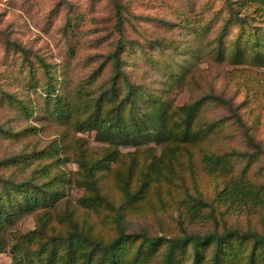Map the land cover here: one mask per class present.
Returning <instances> with one entry per match:
<instances>
[{
    "label": "trees",
    "instance_id": "16d2710c",
    "mask_svg": "<svg viewBox=\"0 0 264 264\" xmlns=\"http://www.w3.org/2000/svg\"><path fill=\"white\" fill-rule=\"evenodd\" d=\"M113 2L119 9L120 3ZM221 7L223 35L235 30L231 60L264 68V0H221ZM73 25L68 17L66 34ZM193 33L201 35L194 28ZM124 38L105 55L104 62L108 60L112 69L105 84L94 85V75L103 72L99 66L94 75L75 86L62 81L61 77H67L43 57L35 55L34 63L27 49L6 40L8 48L23 55L27 63L22 68L27 83L41 87L42 112L76 133L96 131L102 144L97 151H89L82 138L74 139L71 155L78 170L71 178L59 167L69 158L60 143L30 155L49 160L36 168V176L13 179L0 174V252L10 249L12 264H264V224L258 229L229 226L202 232L187 227L214 215L216 208L198 190V195L189 192L184 173L214 180L213 202L217 205L264 206V184L249 174L253 158L264 154L253 128L245 127L238 105L214 93L175 105L167 94L173 86L185 83L189 66L172 65L163 56L160 48L165 44L159 39L147 44L158 47L160 56L143 50L141 58L150 60L163 74L157 80L162 88L147 89L143 82L134 81L126 67L131 60L128 49L135 46L125 48L123 42L128 40ZM222 39L219 57H224ZM166 47L177 50L173 44ZM37 70L42 73L41 83L34 80ZM207 102L227 107L228 119L245 127L243 142L253 151L209 147L223 119L203 116ZM18 108L27 111L20 102ZM122 148L132 149L121 152ZM235 157L245 159L239 172ZM9 161L0 159V165ZM72 181L83 188V194L73 206L59 209L64 186ZM180 188L184 190L177 208H183L184 215L179 232L152 235L145 229L126 227L125 217L149 216L157 202L174 201ZM25 215H32L35 224L21 232L16 227Z\"/></svg>",
    "mask_w": 264,
    "mask_h": 264
},
{
    "label": "rangeland",
    "instance_id": "374dc122",
    "mask_svg": "<svg viewBox=\"0 0 264 264\" xmlns=\"http://www.w3.org/2000/svg\"><path fill=\"white\" fill-rule=\"evenodd\" d=\"M117 1L120 3L119 9L113 0H0V159H11L6 166L0 165L2 176L13 179L36 176V168L47 164L49 160H35L30 155L60 143L64 145L63 151L69 158L59 167L67 178H71L78 170V164L71 155L74 139L82 138L89 151H97L102 144L96 131L76 133L42 112L41 87L27 83L22 71L27 63L23 55L8 48L6 40L27 49V57L34 63L36 56L43 57L53 69L67 77H61L62 81L68 80L71 86H75L94 75L93 71L99 66L103 72L94 75V85L107 82L112 69L108 60L104 62L105 55L124 36L128 40L123 42L125 48L135 46L128 49L132 50L129 52L130 64L126 67L129 76L134 81L143 82L147 89L159 91L162 85L157 80L163 74L157 71L150 60L141 58L143 50L153 53L154 57L160 56L158 47H149L147 44L150 39H159L165 44L160 48L162 54L172 65L182 62L189 66L185 83L173 86L167 94L173 103L182 105L204 93L230 99L233 105L239 106L245 127L253 128L256 140L264 147V68L246 60L238 63L231 60V42L235 30H228L223 35L219 18L224 12L221 0ZM68 17L74 24L68 30L69 38L72 39L67 37L64 27ZM193 28L201 35L193 33ZM222 37L224 57H219L217 52ZM168 44L176 45L177 50L166 47ZM187 52H190L188 56ZM55 75L60 78L59 73ZM34 80L42 82L40 70H37ZM19 102L27 107L26 112L18 108ZM229 114L224 105L214 102L205 104L203 116L207 120L223 119L219 129L212 134L209 147L253 151L243 142L245 127L228 119ZM130 149L122 148L121 152ZM63 151H60L61 156ZM234 159L236 171L239 172L245 159ZM192 174L184 173L185 186L193 195H198L195 192L198 190L201 198L211 202L216 211L203 221L190 223L188 228L202 232L229 226L258 229L264 224V206L247 204L236 209L217 205L213 202L215 181L197 179ZM249 174L264 184V154L253 158ZM177 190L180 193L175 194L174 201L164 205L157 202L154 212L149 216L125 217L126 227L129 230L145 229L152 235L179 232L178 223L184 215V209L179 210L177 205L184 188ZM82 194L83 188L77 187L73 181L66 184L58 208L64 210L73 206ZM34 224L33 216L25 215L16 228L26 232ZM9 250L0 252V264H12Z\"/></svg>",
    "mask_w": 264,
    "mask_h": 264
}]
</instances>
